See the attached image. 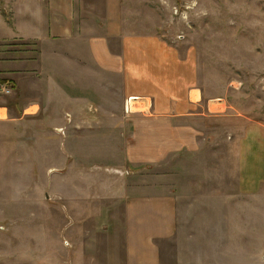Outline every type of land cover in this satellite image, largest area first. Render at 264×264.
Listing matches in <instances>:
<instances>
[{
  "label": "rangeland",
  "instance_id": "1",
  "mask_svg": "<svg viewBox=\"0 0 264 264\" xmlns=\"http://www.w3.org/2000/svg\"><path fill=\"white\" fill-rule=\"evenodd\" d=\"M10 1L0 0V37H8L0 40V59L28 56L36 66L0 78V98L9 110L6 117L0 110V237L14 238L18 250L33 248L41 235L42 264H85L71 223H104L114 212L95 197L84 201L94 210L82 211L73 189L82 188L83 173L122 179L139 173L142 182H170L182 204L211 207L180 218L197 234L215 232L217 264H264V0H149L146 11L157 19L160 35L194 56L204 93L198 111L207 113L190 121L204 143L157 163H133L126 150L147 140L177 143L178 134L165 132L159 119L149 127L150 112L127 113L122 77L82 67L80 38L55 48L12 36L17 17ZM71 60L73 70L65 66ZM214 99L230 107L228 116L208 115ZM247 124L262 128L244 143ZM175 251H165L164 264H176Z\"/></svg>",
  "mask_w": 264,
  "mask_h": 264
},
{
  "label": "crops",
  "instance_id": "2",
  "mask_svg": "<svg viewBox=\"0 0 264 264\" xmlns=\"http://www.w3.org/2000/svg\"><path fill=\"white\" fill-rule=\"evenodd\" d=\"M148 2L10 1L17 17V27L12 36H18L25 43L51 44L55 48L59 43L70 44L80 38L82 67L92 65L99 70V74L120 75L127 100L137 98L131 113L150 112L152 117L145 120L147 125L156 122V119L163 120L166 122L163 123L165 132L178 134L177 143H170L168 138L162 143H148V140L147 143H134L133 147L140 151L136 152L139 154L133 147L125 153L133 163H157L175 152L199 148L204 140L200 130L190 121L207 115L198 111L204 93L198 87L194 56L191 52L181 53L176 45L160 35L157 19L146 11ZM4 38L8 37H0V40ZM73 51L72 47H68L66 53ZM51 55L54 67L58 53L53 50ZM33 60L28 56L18 58L16 62L0 59V78H10L11 69L31 70L36 66ZM65 66L73 70L75 65L71 60ZM208 102L210 117L228 116L230 107L224 100ZM138 103L144 104L145 108L134 109ZM212 105L218 106L212 109ZM0 110H7L5 117L8 116L9 110L1 98ZM1 116L4 118V113ZM139 124L135 123L136 128ZM245 128L244 143L247 138L259 134L262 127L247 124ZM115 175L83 173L82 188L73 189V195L82 198V211L92 208L84 201L95 197L98 202H104L106 212H114L104 223L90 219L71 223L74 228L71 238H81L80 250L85 264H164L165 251L170 247L176 248L173 252L176 264L218 263L217 252L212 247L217 242L215 232L197 234L196 230L187 229L186 220L180 218L181 212L207 211L211 207L180 203V197L174 194L170 182L160 185L142 182L136 177L139 173L127 179ZM197 222L194 221L195 225ZM41 239V235H37L33 248L23 245L16 250L14 238L1 236L0 264H11V259L18 260L20 264H26V260L42 264Z\"/></svg>",
  "mask_w": 264,
  "mask_h": 264
},
{
  "label": "built area",
  "instance_id": "3",
  "mask_svg": "<svg viewBox=\"0 0 264 264\" xmlns=\"http://www.w3.org/2000/svg\"><path fill=\"white\" fill-rule=\"evenodd\" d=\"M135 100L132 101V98L131 99H128L125 103V109H126V112L127 113H131L133 111V102Z\"/></svg>",
  "mask_w": 264,
  "mask_h": 264
},
{
  "label": "bare ground",
  "instance_id": "4",
  "mask_svg": "<svg viewBox=\"0 0 264 264\" xmlns=\"http://www.w3.org/2000/svg\"><path fill=\"white\" fill-rule=\"evenodd\" d=\"M136 99H137V98H132V101H133V100H136Z\"/></svg>",
  "mask_w": 264,
  "mask_h": 264
}]
</instances>
